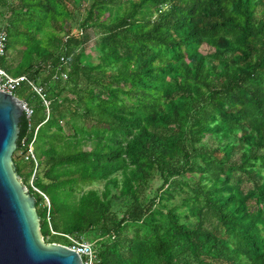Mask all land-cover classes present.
<instances>
[{
	"label": "trees",
	"instance_id": "1",
	"mask_svg": "<svg viewBox=\"0 0 264 264\" xmlns=\"http://www.w3.org/2000/svg\"><path fill=\"white\" fill-rule=\"evenodd\" d=\"M0 30V66L48 100L17 91L33 115L13 158L46 243L264 264V0H0Z\"/></svg>",
	"mask_w": 264,
	"mask_h": 264
},
{
	"label": "water",
	"instance_id": "2",
	"mask_svg": "<svg viewBox=\"0 0 264 264\" xmlns=\"http://www.w3.org/2000/svg\"><path fill=\"white\" fill-rule=\"evenodd\" d=\"M22 117L21 102L0 93V264H83L67 247L43 244L36 200L24 191L13 163Z\"/></svg>",
	"mask_w": 264,
	"mask_h": 264
},
{
	"label": "built area",
	"instance_id": "3",
	"mask_svg": "<svg viewBox=\"0 0 264 264\" xmlns=\"http://www.w3.org/2000/svg\"><path fill=\"white\" fill-rule=\"evenodd\" d=\"M8 50V37L7 34L0 30V60L7 56ZM66 79V76H64ZM28 84L30 88L35 92V94L41 99L42 103L48 107V100L45 94L44 89L39 85L35 84L34 82L27 79V77H14L10 75L6 70H4L0 66V93L10 95V97H14L21 102V109L23 111V116L26 119H30L33 115V109L29 106V104L23 100H20L16 97L17 91L22 87V85ZM49 110V108H47ZM37 130L34 135V140L30 144L28 148V154L25 157L26 161H33L36 162L33 145L36 139ZM31 186L33 184L31 183ZM36 192H39L37 189L33 188ZM53 235H56L52 232ZM68 242V249L74 251L76 254L80 256L83 261V264H95L96 256L93 252L91 245L85 241L78 240L69 235L58 234ZM59 245V244H58Z\"/></svg>",
	"mask_w": 264,
	"mask_h": 264
},
{
	"label": "rangeland",
	"instance_id": "4",
	"mask_svg": "<svg viewBox=\"0 0 264 264\" xmlns=\"http://www.w3.org/2000/svg\"><path fill=\"white\" fill-rule=\"evenodd\" d=\"M84 42H85V49H86V57H88V59L90 61H92L93 63H98L97 55H96V52L94 50V46L98 42V34H96L93 31H90V32L86 33L85 36H84ZM208 50L209 49L206 48V47L202 48L203 52H207ZM16 97L20 98V96L18 94H16ZM13 158H16L15 155H13ZM19 182L22 185V187L25 188L24 191L29 193L27 187L22 184L21 180H19ZM92 188L100 190L102 188V185L101 184L100 185L99 184H94V185H91L89 187H85L84 191L92 189ZM246 188H249V187L246 186ZM46 205H48L47 202H46ZM36 212H37V210H36ZM39 233H40V228H39ZM42 240H43V244L45 246H50L51 245V244L46 243V241L43 239V237H42Z\"/></svg>",
	"mask_w": 264,
	"mask_h": 264
}]
</instances>
